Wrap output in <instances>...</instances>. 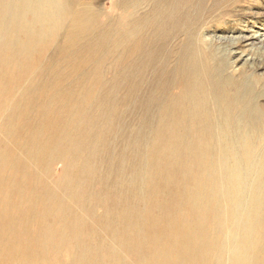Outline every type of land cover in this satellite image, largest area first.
<instances>
[{
  "label": "bare ground",
  "instance_id": "obj_1",
  "mask_svg": "<svg viewBox=\"0 0 264 264\" xmlns=\"http://www.w3.org/2000/svg\"><path fill=\"white\" fill-rule=\"evenodd\" d=\"M108 6L0 0L5 258L264 264V76L194 0Z\"/></svg>",
  "mask_w": 264,
  "mask_h": 264
},
{
  "label": "rangeland",
  "instance_id": "obj_2",
  "mask_svg": "<svg viewBox=\"0 0 264 264\" xmlns=\"http://www.w3.org/2000/svg\"><path fill=\"white\" fill-rule=\"evenodd\" d=\"M108 1V2H107ZM113 0H97L101 4L109 3V9ZM195 5V15L200 23H204L209 18L216 17L217 19L213 23H208L203 28V33L206 34L209 39L214 40V44L220 45L223 49L229 48L228 45L231 44L234 48H239V50H245L250 54L251 59L247 61L238 58L239 55L233 53L230 54V61L233 65H238L242 69H248L255 71L257 74L264 76V45L263 43H257L255 45H247L244 42V37L250 35L252 30H260L264 32V0H194ZM117 12V13H116ZM128 10L123 8H116L114 14L122 15L126 17ZM234 23V24H233ZM184 37L183 34L180 35V39ZM179 39V40H180ZM178 41V40H177ZM234 46H233V45ZM237 46V47H236ZM51 53V55H50ZM48 53L49 57L53 56V50ZM127 57L124 56V61L127 62ZM111 58H108L105 68V76L107 78H112L113 73L110 72L111 69ZM109 62V63H108ZM246 62V63H245ZM107 65V66H106ZM155 67L149 73L150 78L155 79ZM247 67V68H246ZM103 68V69H104ZM163 70H170L172 68V58L168 59V62L163 65ZM170 92L175 93L178 88L172 85L168 86ZM143 89L141 88V94ZM132 109L135 106L131 107ZM5 159V158H4ZM4 164L3 157L0 155V166ZM0 167V181H2V176H4L6 168ZM1 183V182H0ZM7 195V189L5 186L0 184V206L3 204L4 197ZM4 210H1V214ZM7 221L6 218L0 216V229L2 224ZM7 238L0 237V243H7ZM1 246V245H0ZM5 247V246H4ZM6 248L0 247V264H17L12 262L11 259L5 258ZM127 259L131 262H138V255L133 253L127 254ZM23 264H73L65 261L64 256L61 254H45L43 256V261L31 263L27 262Z\"/></svg>",
  "mask_w": 264,
  "mask_h": 264
}]
</instances>
